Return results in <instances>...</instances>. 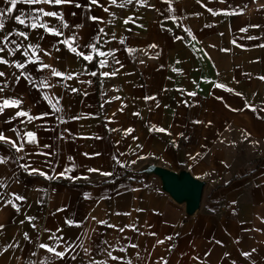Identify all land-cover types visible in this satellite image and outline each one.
<instances>
[{
    "label": "crops",
    "instance_id": "obj_1",
    "mask_svg": "<svg viewBox=\"0 0 264 264\" xmlns=\"http://www.w3.org/2000/svg\"><path fill=\"white\" fill-rule=\"evenodd\" d=\"M8 7L0 0V9ZM41 8L62 15L68 28L56 17H40L61 36L26 26L28 14L38 16ZM21 12L25 25L15 21ZM19 31L29 39L14 34ZM9 33L10 41L39 45L43 51L32 57L39 58L37 63H28L23 47L10 55L14 44L0 52L9 61L0 64L5 73L0 103L22 100L19 109L0 114V132L24 149L17 152L0 141L5 161L0 163L5 185L0 188V264H39L45 258L48 264H90V258L120 264L103 250L122 246L129 247L112 254L131 264H163L161 258L167 264H264V0L19 4L5 18L0 39ZM63 40L79 45L77 51L92 55V61L71 52ZM101 60L105 67L99 66ZM16 62L25 68L17 69ZM41 63L73 78L38 70ZM41 81L52 87L42 88ZM57 100L60 112L52 107ZM21 110L38 118L6 122ZM29 131L35 143L28 142ZM149 165L185 170L202 181L200 207L186 214L184 204L161 190L156 176L143 172ZM33 168L56 178L29 175ZM65 168L72 169L66 173L72 178L59 175ZM29 217L35 219L29 222ZM66 219L80 227H70ZM53 233L64 239H50ZM40 243H59L57 251L67 243L74 251L60 260L40 249Z\"/></svg>",
    "mask_w": 264,
    "mask_h": 264
},
{
    "label": "snow or ice",
    "instance_id": "obj_2",
    "mask_svg": "<svg viewBox=\"0 0 264 264\" xmlns=\"http://www.w3.org/2000/svg\"><path fill=\"white\" fill-rule=\"evenodd\" d=\"M6 3L10 4V7H8L7 9H0V29H4L5 27V18L6 17H10L11 14L13 13V11L17 8V5L19 4H26V5H39V4H46V5H62V4H65V3H71L72 0H5ZM91 3L93 4H96L97 3V0H90ZM127 3H132V0H126ZM139 2L141 4L143 3H146V0H139ZM111 3L115 4L116 3V0H111ZM123 6V5H121ZM76 7H80L79 4H76ZM105 11H108L107 8L104 9ZM30 20H31V23L30 25H26V26H30L32 29H37V28H42L44 30L45 33H49L53 36H61L62 33L55 29V28H50L47 24L45 23H40V17H56L57 19H60L61 20V23L63 24V27L64 28H68L69 25L67 23H65L63 21V17L61 14L59 13H56V12H52V11H45L44 9H39V15L38 16H35L33 17L31 14H28ZM90 19L92 20H97L98 18L96 17H90ZM131 18H128L124 21V23H128L129 20ZM15 21L20 24V25H25V13L21 12L20 15H17L15 16ZM258 27V26H256ZM101 32H103V29L100 30ZM242 31H246V29H242ZM13 33H9L8 35H5L3 36L2 39H0V44H3L4 47L3 48H0V52L4 51V48H8L9 46V43L10 44H14L16 45L15 49H10L9 50V54L11 55L12 53H14L15 51H19L21 49V47L24 48V52L23 54L25 56L28 57V63H37L39 58L37 57V59H32V57H36V53L37 51H43V49L40 48L39 45H32V44H29L27 46H24L22 43H17L15 40H9V36L12 35ZM16 36L18 37H23L24 40H28L29 37L28 35L25 33V32H22V31H19V32H15L14 33ZM189 35H191V33H189ZM43 37H41L42 39ZM61 43H64L66 45H68L69 47V50L73 53H75L76 55L78 56H82L84 60L86 61H89L91 62L93 57L92 55H85L83 52H78L77 51V47H79V45H77L76 47H73L72 46V42L69 41V40H63L61 41ZM120 43L123 44L124 43V39L122 38L120 40ZM87 47L91 48L93 52H96L97 49L95 47V45L93 44H89ZM149 47L151 48H155L157 47V45H150ZM261 47H264V45H261ZM59 50V49H57ZM128 51L131 53V52H135L136 50L135 49H128ZM29 53L31 54L29 56ZM45 55H48L49 53L48 52H45L44 53ZM98 55L100 56H109V55H113V53L109 52V53H105V52H99ZM9 61L3 59V58H0V64H8ZM118 63V61H117ZM25 64L23 63H19V62H16L15 63V67L17 69H24L25 68ZM101 68L102 67H105L106 66V61L105 60H101L100 61V65H99ZM44 69H49L51 71V74L52 76L54 77H60V78H63V79H66V80H70L72 79V75L71 74H68V75H64V73L60 72V71H57L54 67H52L51 65L49 64H46V63H41L40 64V68L38 70H44ZM92 76H95L97 75L96 72H91L90 73ZM116 73L113 72V73H102L101 75L102 76H109V75H112L114 76ZM5 73L0 71V77L4 76ZM21 75H25L23 72L21 73ZM25 78H29V77H25ZM20 77H17V81H19ZM260 79L264 80V77H260ZM40 86L42 88H50L52 87L51 84H49L47 81H41L40 82ZM217 88H223L224 86L221 85V84H217L216 85ZM227 91L231 92L232 89H226ZM0 91H3L2 88H0ZM72 91H77L76 89H72ZM189 95H195V93H189ZM237 95H239V93H237ZM45 99H49L47 96L44 97ZM116 99H119V97H116ZM146 99H153L152 97H147ZM49 103H51V100H49ZM21 104H22V100L21 99H4L2 101V103H0V114H3L5 109L7 108H17L19 109L21 107ZM59 104H60V101L57 100L55 104L52 105L53 109L55 112H60L62 109L59 107ZM233 111H235V109H233ZM254 111V109H253ZM138 115V114H137ZM16 117H27V120L28 122H31L35 119H37L38 117H34L32 115H29V113L27 111H17L16 112V116L15 117H12V118H9L8 121L6 122H11L12 119H15ZM61 122H63V118L61 117ZM13 131H17L16 129H13ZM127 133H131L133 130L132 129H127L126 130ZM157 131H165L164 129H157ZM17 136L18 138L20 137V134H19V131H17ZM26 136L28 138V142L29 143H35L36 142V135L35 133L29 131L26 133ZM0 141H4L6 143H9V144H12V147L17 151V152H20V151H23V145H17L16 142L8 139L2 132H0ZM45 147H48L47 145H45ZM139 147V146H138ZM197 155H200L199 153H197ZM143 158V157H141ZM193 159H195V157H193ZM4 158H0V163H4ZM118 163H120L119 161H117ZM134 163V161H133ZM121 167H124L125 165L121 163L120 165ZM21 168H25V170L27 171V166L25 165H20ZM72 169L70 168H65V170L63 172H61L59 175L64 177V178H72V177H68L66 176V173L67 172H70ZM89 171H99L98 169H89ZM33 173H37L39 174L40 176H43L45 177L46 179H55L56 177H52V176H47L43 171H39L38 169H35L33 168L31 170V172H29V175L33 174ZM101 175H104V176H110L112 175V173H100ZM5 185L3 182H0V188H3ZM2 193H0V198H2ZM87 198V196L85 197ZM13 199L15 200H23L24 197H21L19 195H14L13 196ZM7 204H11L13 208H16V205L14 203H12V200H8L6 202ZM63 209H58L57 211H62ZM17 211H19V209L17 208ZM119 215V213H117ZM33 219L35 218H32V217H29L28 220L29 222H31ZM92 219H95V217H93ZM65 223L68 224L70 227L71 226H76V227H80V225H74L73 224V221L72 220H69V219H66L65 220ZM98 223L102 224V225H107L108 227L110 228H114L116 227L115 225H112V224H108L107 221H98ZM33 227H35V225H33ZM126 227H130V226H126ZM3 228V225H0V229ZM135 230V229H133ZM57 231H61V229H57ZM119 231L123 232L124 229L121 228L119 229ZM152 235H155V233H152ZM25 239H29L28 237V234L25 233ZM50 239H55L57 241H60V240H63L64 238L62 236L60 237H57L55 235V233L52 234V236L50 237ZM166 240H172L173 237L171 236H168V237H165ZM104 243H108L107 241H105ZM158 244H162L164 243L163 240H158L157 241ZM61 245L59 243L53 245V246H49L48 244L46 243H40L39 244V248L40 249H43L45 250L47 253L53 255L54 257L60 259V260H63L66 258V256L70 253V252H73L74 251V248L72 247L71 244H65L64 245V250L63 251H57V248L60 247ZM9 247H11V245H9ZM79 247H84L83 245V242L81 241ZM126 247H129V246H122V247H119V248H112L111 251L107 250V249H104L103 251H105L107 253V257L108 259L112 260V261H117V262H120V264H131V261H124L122 257L120 256H115L113 255L112 253L114 251H119V252H125L126 250ZM130 247L132 248H136L137 245L135 244H132L130 245ZM4 251H7V248L4 249ZM84 251L86 253H89L90 254V249L89 248H84ZM169 251H171V248L169 249ZM253 251H255V249H253ZM33 256L36 255L35 252L32 253ZM210 255V253H206L205 254V258ZM227 255V254H225ZM243 255L245 257H248L250 256L251 254L250 253H243ZM76 256L73 255L71 256V259L72 260H76ZM163 260V264H167V260H164L163 258H161ZM193 259H196V260H199V257H193ZM33 264H36V262H33ZM39 264H48V260L47 258L45 259H42L39 261ZM90 264H107V260H95L94 258H90Z\"/></svg>",
    "mask_w": 264,
    "mask_h": 264
},
{
    "label": "water",
    "instance_id": "obj_3",
    "mask_svg": "<svg viewBox=\"0 0 264 264\" xmlns=\"http://www.w3.org/2000/svg\"><path fill=\"white\" fill-rule=\"evenodd\" d=\"M143 172L156 176L160 181L161 190L176 203L184 204L186 214H192L200 207L204 183L189 172H174L153 165L147 166Z\"/></svg>",
    "mask_w": 264,
    "mask_h": 264
}]
</instances>
